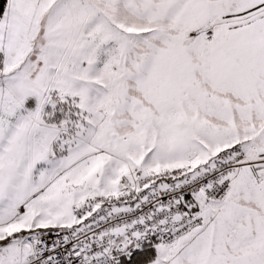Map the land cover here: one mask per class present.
I'll use <instances>...</instances> for the list:
<instances>
[{
	"label": "snow or ice",
	"instance_id": "6c2138e0",
	"mask_svg": "<svg viewBox=\"0 0 264 264\" xmlns=\"http://www.w3.org/2000/svg\"><path fill=\"white\" fill-rule=\"evenodd\" d=\"M0 264H264V0H0Z\"/></svg>",
	"mask_w": 264,
	"mask_h": 264
}]
</instances>
